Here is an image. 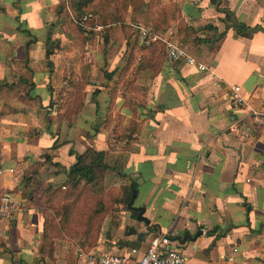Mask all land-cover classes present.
<instances>
[{
  "label": "crops",
  "instance_id": "1",
  "mask_svg": "<svg viewBox=\"0 0 264 264\" xmlns=\"http://www.w3.org/2000/svg\"><path fill=\"white\" fill-rule=\"evenodd\" d=\"M59 1L0 0V195L28 207L0 219V264H97L78 249L138 258L160 233L183 264H264V125L249 116L264 109V0H140L86 33ZM167 38L206 69L137 49ZM88 148L112 193L96 236L41 254L44 202ZM132 189L147 224L123 202Z\"/></svg>",
  "mask_w": 264,
  "mask_h": 264
},
{
  "label": "trees",
  "instance_id": "2",
  "mask_svg": "<svg viewBox=\"0 0 264 264\" xmlns=\"http://www.w3.org/2000/svg\"><path fill=\"white\" fill-rule=\"evenodd\" d=\"M139 5L140 0H60L56 7V14L66 18L79 32L86 33L95 25L102 28L113 23H123L127 9L130 8L133 13ZM104 6L110 12L107 13L103 9ZM87 13L90 14V17L83 23H79L78 17ZM135 49L136 44L133 43L128 62L133 60L132 55ZM137 49L149 50L152 54L156 49L162 52L163 45L161 42H154ZM102 157V151L91 148H88L83 154L77 155L74 163L65 172V190L59 195L63 198L60 206L48 213V210H51V201L47 199L48 201L44 202L48 210L44 213L43 241L39 250L41 254L51 253L53 232L57 234L61 232L66 237H71L80 246L89 244L94 240L99 223L98 216L105 210L103 201L106 196L111 198L112 194L110 192L104 193L101 190L102 176L106 167L102 162ZM56 193L54 195H57ZM127 201L128 196L123 202L126 203ZM99 205H101V209H97ZM49 232H52L51 236ZM84 233L87 235L83 238L81 236ZM88 233L91 236H88ZM46 245H49L48 250H46Z\"/></svg>",
  "mask_w": 264,
  "mask_h": 264
},
{
  "label": "built area",
  "instance_id": "3",
  "mask_svg": "<svg viewBox=\"0 0 264 264\" xmlns=\"http://www.w3.org/2000/svg\"><path fill=\"white\" fill-rule=\"evenodd\" d=\"M90 17V14H81L78 17V22L83 23ZM140 37L145 42H150L156 39L148 29L139 27ZM165 58L169 61H178L187 65L195 66L198 71H204V65L197 63L193 57L185 52L172 39H162ZM230 99L236 105H243L246 99L239 92L238 86L230 88ZM249 116L254 124L264 125V109L250 110ZM231 130L234 126L230 127ZM27 205L21 200L11 197L9 194L0 195V219H9L16 214L27 210ZM233 249L232 252H234ZM76 259L84 262H95L97 264H183L184 255L172 246L171 240L166 233L150 236L144 247L142 254L138 258H132L122 254L114 253H91L77 250ZM228 261H232V256H227Z\"/></svg>",
  "mask_w": 264,
  "mask_h": 264
},
{
  "label": "rangeland",
  "instance_id": "4",
  "mask_svg": "<svg viewBox=\"0 0 264 264\" xmlns=\"http://www.w3.org/2000/svg\"><path fill=\"white\" fill-rule=\"evenodd\" d=\"M107 13L108 12H110V10L108 9V8H106L105 6H104V8H103ZM137 10V9H136ZM135 10V11H136ZM120 16H121V14H120ZM61 185L62 184H60V186L58 187V189H60V187H61ZM58 195V194H57ZM57 195H54L53 196V199L51 200V202H50V209L51 210H48L49 212L48 213H50V211H54V209H56V208H58L59 206H60V201H59V195L57 196ZM50 234H52V232L50 233L49 232V235ZM54 237L52 238V249H54L55 247H59V244H54L55 242H56V240L58 239V240H68V241H73V240H70V239H72L71 237H66L64 234H62L61 232H58V234L57 233H54L53 232V234H52ZM51 236V235H50ZM68 238H70V239H68ZM74 242V241H73ZM49 249V245H46V250H48Z\"/></svg>",
  "mask_w": 264,
  "mask_h": 264
},
{
  "label": "water",
  "instance_id": "5",
  "mask_svg": "<svg viewBox=\"0 0 264 264\" xmlns=\"http://www.w3.org/2000/svg\"><path fill=\"white\" fill-rule=\"evenodd\" d=\"M134 196H135V190L132 189L131 190L130 198H129L128 203H127V208L129 210H132V211H135L136 212V215H135V219L136 220L142 221L145 224H147L148 223V220L145 217L142 216L143 208L142 207L135 208V207H132V205H131Z\"/></svg>",
  "mask_w": 264,
  "mask_h": 264
}]
</instances>
